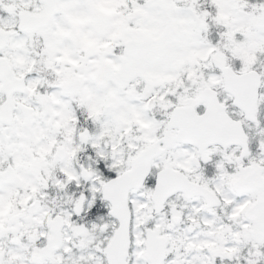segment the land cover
<instances>
[{
  "label": "snow or ice",
  "instance_id": "obj_1",
  "mask_svg": "<svg viewBox=\"0 0 264 264\" xmlns=\"http://www.w3.org/2000/svg\"><path fill=\"white\" fill-rule=\"evenodd\" d=\"M0 264H264V0H0Z\"/></svg>",
  "mask_w": 264,
  "mask_h": 264
}]
</instances>
